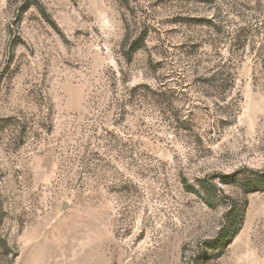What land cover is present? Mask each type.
<instances>
[{
    "label": "rangeland",
    "instance_id": "374dc122",
    "mask_svg": "<svg viewBox=\"0 0 264 264\" xmlns=\"http://www.w3.org/2000/svg\"><path fill=\"white\" fill-rule=\"evenodd\" d=\"M0 264H264V0H0Z\"/></svg>",
    "mask_w": 264,
    "mask_h": 264
},
{
    "label": "trees",
    "instance_id": "16d2710c",
    "mask_svg": "<svg viewBox=\"0 0 264 264\" xmlns=\"http://www.w3.org/2000/svg\"><path fill=\"white\" fill-rule=\"evenodd\" d=\"M137 46H133V47H131V48H129L130 50H128L127 52H126V54H127V56L128 57H130V54L132 53V52H134L137 48H136ZM187 186L185 185V188H186ZM187 189V188H186ZM228 230V229H227ZM228 232H230V230H228ZM228 232H226V233H224V232H221L222 234H220V238H218L217 240H220V241H223L224 239L227 241L228 239H230L231 238V233L232 232H230V233H228ZM224 233V234H223ZM227 237V238H226ZM225 241V242H226Z\"/></svg>",
    "mask_w": 264,
    "mask_h": 264
}]
</instances>
